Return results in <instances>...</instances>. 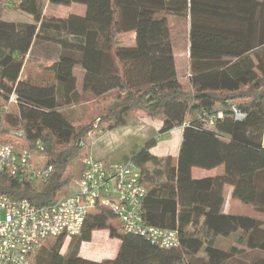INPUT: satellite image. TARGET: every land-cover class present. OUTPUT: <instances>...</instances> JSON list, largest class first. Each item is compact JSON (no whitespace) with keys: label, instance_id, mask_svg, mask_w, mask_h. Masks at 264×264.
Returning a JSON list of instances; mask_svg holds the SVG:
<instances>
[{"label":"trees","instance_id":"1","mask_svg":"<svg viewBox=\"0 0 264 264\" xmlns=\"http://www.w3.org/2000/svg\"><path fill=\"white\" fill-rule=\"evenodd\" d=\"M47 4L82 5L85 12L45 16ZM9 8L32 23L5 22ZM167 16L189 20L186 85L177 80ZM129 32L134 40L128 47L121 37ZM28 61L49 73L52 83L23 81ZM79 62L82 90L105 103L86 124H72L62 112L80 96L73 74ZM11 96L16 113L4 110ZM0 98V139L8 134L17 152L42 156L52 169L44 181L0 173V193L38 207L67 193L71 162L89 156L83 151L89 134L123 126L137 112L161 123L159 135L183 128L176 161L150 153L155 139L131 157L146 188L143 220L177 231V249L159 250L112 227L111 213L97 212L71 238L66 255L60 253L63 237L48 239L34 264H264L263 223L222 213L225 187L240 204L264 208V0H0ZM232 109L244 118L236 120ZM217 112L223 118L206 129L204 115ZM220 166L219 175L191 176L194 168ZM95 231L120 241L114 259L78 256Z\"/></svg>","mask_w":264,"mask_h":264},{"label":"built area","instance_id":"2","mask_svg":"<svg viewBox=\"0 0 264 264\" xmlns=\"http://www.w3.org/2000/svg\"><path fill=\"white\" fill-rule=\"evenodd\" d=\"M12 104L16 105L15 96L5 103L4 110ZM232 111L236 120L244 118L236 109ZM204 116L206 129L222 119L221 112ZM8 138L7 134L0 139V173L19 181L46 180L52 172L46 160L26 151L17 152ZM77 145L83 143L79 140ZM36 149L42 151L40 142ZM145 196L140 172L131 160L105 163L91 156L81 161L80 176L70 191L49 206H34L26 199L13 200L0 193V264H34L46 240L78 236L93 211L111 213L123 233L142 238L159 250L177 249V231L146 225L141 210Z\"/></svg>","mask_w":264,"mask_h":264},{"label":"rangeland","instance_id":"3","mask_svg":"<svg viewBox=\"0 0 264 264\" xmlns=\"http://www.w3.org/2000/svg\"><path fill=\"white\" fill-rule=\"evenodd\" d=\"M85 12V7L82 5H77V4H72L69 6H61V5H51L47 4L45 7L44 15L45 16H54L58 18L65 19L70 15H83ZM5 22H15V23H32V19L29 15H26L24 13H21L19 11H13L9 10L5 12L4 17L2 18ZM185 19H179L176 20L174 18H169V23H170V29H171V37H172V42H173V50L174 54L177 57V67L179 64V69H178V77L181 79L183 85L187 83V79L189 80L190 73L187 69V57H184V59L181 58L183 53H186L187 49V44H186V35H185V29L186 25L183 22ZM133 33H124L122 35V39L124 42L125 46H132L133 45ZM82 62L79 64H76L73 70V74L76 77V89L78 92L79 98L76 102L71 103L68 106H65L62 109L63 114L65 117L68 119L69 122L72 124H86L90 122V120L93 119V117L98 116L101 113L102 108L105 106V103L103 101L97 100L94 101L95 97L90 93V92H84L81 87V81L84 76V70L82 68ZM180 71V72H179ZM189 73V74H188ZM21 79L25 82H28L30 84H35L36 86H43V85H49L52 83V78L51 75L47 72H43L41 70L36 69V67L33 66V63L31 61H28L26 64H24L23 69L21 71ZM132 79L135 81L136 79V73L132 74ZM4 102L0 98V106H2ZM17 112V107L12 104L9 109L8 113H16ZM223 118V116H222ZM150 118L145 115L144 112L138 116V118H134V116L127 117V120L123 126H118L115 128V130L125 128L127 127L128 129L133 130L132 137L127 141H130L127 146L125 147H118L117 145H110L106 144L104 141L108 137H114L116 131H101L99 133L93 132L92 133V139L90 138H85L84 143H85V148H83V151L86 152L89 156L91 154L89 151H92L94 149V146L96 145V149L99 150L100 152L106 151V155L108 156V161L109 163H118L123 160V157L126 156L127 158V152H130L131 150H134L137 145L139 144H144L145 141L150 140V139H155V140H160V135L158 134V130L155 131L157 122L153 120H149ZM149 123V125L146 124ZM155 123V124H153ZM149 126V127H147ZM114 130V129H113ZM263 135V134H262ZM162 136V135H161ZM99 137V138H98ZM97 138L99 140H97ZM96 141L94 146H91L93 141ZM167 140L166 138H163L161 142H156L158 149L156 150L158 153H165L167 152L168 154H174L176 152V146L173 144V146H169L166 144L167 142L163 141ZM133 145V146H131ZM262 145L264 147V136L262 139ZM92 157V156H91ZM39 161L37 160L36 163ZM223 168V167H222ZM221 167H217L214 169L217 173L221 172ZM199 170L202 169H194L195 173H198ZM80 171H81V161L78 159H75L74 161L71 162L70 164V169L69 173L72 174L73 176V181L70 184L68 190L66 191L67 193L71 189V185L75 180H77L80 176ZM206 172H210L211 170H204ZM218 175V174H217ZM232 189L226 187L224 189V198L227 200V203H231V208H229V212H239L235 214H244L249 212L250 214H255L260 217V222L263 223L264 225V208L261 210H258L254 208L253 206H245L237 202L235 199L232 198ZM231 192V193H230ZM66 193V194H67ZM230 207V205H229ZM92 213H97L93 211ZM91 213V214H92ZM259 214V215H258ZM95 215V214H94ZM110 225L114 228L119 227V223L116 220H113ZM98 234L95 233L93 235V243L97 245V247L89 251L88 248H84V253L85 254H95L101 250L102 243L97 239ZM75 239L72 240V245L74 243ZM71 242V238L68 240H64L63 246L61 249V255H66L68 253L67 247L69 246ZM96 249H100L99 251H95ZM89 251V252H88Z\"/></svg>","mask_w":264,"mask_h":264},{"label":"crops","instance_id":"4","mask_svg":"<svg viewBox=\"0 0 264 264\" xmlns=\"http://www.w3.org/2000/svg\"><path fill=\"white\" fill-rule=\"evenodd\" d=\"M169 18H174L176 20L185 19L183 22L186 25L185 35H186L187 49H186V53L182 54L181 58L184 59V57H187V59H188L187 60V65H188L187 69L189 71V69H190V52H189V28H190V26H189V20H188V18H177V17H173V16H167L168 23H169ZM169 26H171L170 23H169ZM132 40H134V37H133ZM171 47H172V54H173L174 63H175V72H176L177 80L179 81V83L181 85H183L181 79L178 77V74H177L178 73V69H179V64H178V67H177V60H176L177 57L174 54L172 37H171ZM189 73H190V71H189ZM186 84H188V79H187V83ZM81 87H82V81H81ZM94 101H97V100L94 99ZM100 101H102V99H100ZM140 114H142V112H137L135 114H130L129 117L132 118V116H134V118H136V117L138 118V116ZM146 124L149 125V123H147V122H146ZM153 124H155V123H153ZM155 125H156L155 131L159 130L160 127H161V123L157 122V124H155ZM147 127H149V126H147ZM112 131H116L114 137H108L104 141L105 143H103V144L104 145H106V144L114 145L115 144L118 147L127 146V144L130 142V141H127V140H128V138L130 139L132 137L131 135L133 133V130L128 129L127 127H125V128H121V129L117 128L116 130L114 129ZM182 131H183L182 127L175 128V129L171 130L170 132H168L166 134H163L162 136L160 135V140L159 139L156 140V142L158 143V142H161L163 138H166L167 140H163V141L167 142L166 143L168 145L167 147L173 146V144H174L176 146V152L174 154H168L167 152L158 153L156 151L158 149L157 145H155L153 148L150 149V153L152 155L158 156V157L170 156V157H172V159L174 161H176L177 156H178L179 145H180V142H181ZM97 133H99V132H97ZM91 136H92V133L89 134L87 138L92 139ZM98 138H97V140H99ZM96 141L94 140L92 142L91 146H94ZM131 146H133V145H131ZM141 146H143L142 143L137 145V147L134 150H131L130 152H127V154H126L127 158H126V156L123 157V160L121 162H125L127 160H131L132 154ZM89 153L91 154V156L94 159L101 160V161H103L105 163H109V162H107L109 159H108V156L105 154L106 151L104 150V152H100L99 150L96 149V145L94 146V149L92 151H89ZM118 163H120V162H118ZM220 167L222 168V166H220ZM194 169L191 170V176H192L193 179H202V178H205V177H212V176H215L217 174L219 175V174H221L223 172V168L221 169L220 173H217L216 171H214V169H212L210 172H206L204 170H199L198 173H195ZM80 173H81V171H80ZM228 188H230V187H228ZM224 189H226V187ZM223 199H224V203H223V207H222V213L223 214H226V215H245V216H249V217L255 218L258 221L261 220L259 216L255 215L253 213L250 214L249 212H247V213H244V214H235V213H239V212H234V213L233 212H229L228 210H229V208H231V203H229V202L227 203V200L224 198V195H223ZM229 205H230V207H229ZM245 206H249V205H245ZM95 233L98 234L97 239L99 241H101V243L103 242L101 250L100 249H96L95 251H99V250L100 251L95 253V254H85L84 253V248H88L89 251H92V250H94L97 247V245H95L93 243V235ZM119 246H120V241H118L116 239H110L109 236H108V232L107 231H95V232L92 233L90 242H83V243L80 244L79 250H78V256L83 258V259L90 260V261H93V262H101L103 260H110V259H114L115 258L116 254L118 252Z\"/></svg>","mask_w":264,"mask_h":264},{"label":"bare ground","instance_id":"5","mask_svg":"<svg viewBox=\"0 0 264 264\" xmlns=\"http://www.w3.org/2000/svg\"><path fill=\"white\" fill-rule=\"evenodd\" d=\"M263 136H264V131H263Z\"/></svg>","mask_w":264,"mask_h":264}]
</instances>
